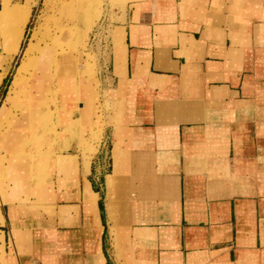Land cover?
<instances>
[{
  "label": "crops",
  "instance_id": "0c3cea01",
  "mask_svg": "<svg viewBox=\"0 0 264 264\" xmlns=\"http://www.w3.org/2000/svg\"><path fill=\"white\" fill-rule=\"evenodd\" d=\"M115 12L72 53L74 124L0 182V264H264V0Z\"/></svg>",
  "mask_w": 264,
  "mask_h": 264
},
{
  "label": "bare ground",
  "instance_id": "6f19581e",
  "mask_svg": "<svg viewBox=\"0 0 264 264\" xmlns=\"http://www.w3.org/2000/svg\"><path fill=\"white\" fill-rule=\"evenodd\" d=\"M28 2L30 0L24 5ZM66 4L75 8L79 4L81 11L88 13L90 19L94 15L93 9L87 11L85 0L63 1L60 6L57 5L58 9L61 10ZM23 10L12 5L10 0H4L0 9V25L4 26L1 52L12 55L22 52L20 64L0 105V173L5 171L9 174L11 183L18 182L12 176L14 168L18 166L16 157H29L31 144L50 134L57 139L64 116L71 119L70 124H74L73 113L82 98L78 82L68 79L71 58H76V55H72L73 49L82 40V26L77 27L75 23L77 12L70 19L58 18L53 27L46 29L40 36L34 33L22 49L26 33V14ZM119 35L122 37V33ZM84 74L88 75V97L94 98L96 92L91 84L96 79L92 64L84 65ZM0 182L8 187L7 180L0 179Z\"/></svg>",
  "mask_w": 264,
  "mask_h": 264
},
{
  "label": "rangeland",
  "instance_id": "374dc122",
  "mask_svg": "<svg viewBox=\"0 0 264 264\" xmlns=\"http://www.w3.org/2000/svg\"><path fill=\"white\" fill-rule=\"evenodd\" d=\"M26 1L27 0H23V2H15V0H10L12 5L23 8L24 9L23 11L26 14L24 17V24H25V28H26V31H25L26 33H25V38L23 41L22 49L25 48L29 39L32 37V35L34 33H36L37 35L40 36L46 29L52 28L53 24L57 21L58 18L61 17L62 20L70 19L71 15H75L74 13L77 12V14L75 15L76 16L75 23L77 24V27L82 26V28L80 30L82 32V40L73 49V51L76 53L77 52L81 53V49L88 48L89 45L94 41L93 36H94L95 32H97L98 27L103 22L107 21L108 18H110L108 20L114 21L116 19V12L115 11L121 10L122 3L127 1V0H85V1H87V11H89V9L94 10V15H93L92 19L89 18L90 16L88 15V13L86 14V13H84V11H81V8H79L80 7L79 4H78L79 7H76V8L72 7V6L70 7L69 4H66V6L63 5L61 10L58 9L60 4L63 1H67L69 3L70 0H30V2L27 3V5H24V3H26ZM3 2H4V0H0V9L3 6L2 5ZM58 4H59V6H57ZM34 6H36V7L34 8ZM80 11H81V13H80ZM60 14H61V16H59ZM112 35L114 38H116V31H113ZM3 43H4V26L0 25V89H1V86L3 84L5 77L7 75V66L6 65H8V62L13 59V61L11 62V65H10V73H12V74H10L8 76L7 80L5 81V83L2 87L1 91L3 92V96L2 97L0 96V105L2 104V102L4 100V97L7 93L8 87H9V85H10V83H11V81L15 75L14 73H16V70H17V68L20 64L21 58H22V52L21 51L15 53L13 55L1 52V49L3 47ZM94 58L97 60L96 55H94ZM87 63L92 64L94 67V63H92L90 61V59L87 61ZM94 72H95V70H94ZM95 79H96V76H95ZM97 85L98 84H95V88L97 87ZM80 100H79V102H80ZM95 100L96 101L98 100V93H96V99ZM95 117H96V121L94 122L93 127L101 126L102 105L100 103H98V106H96ZM51 122H52V120H51ZM72 132H75V129H73ZM101 134H102L101 129L93 130V132H92L93 142L99 141ZM44 144H46L47 147L49 145L58 146V141H57V139L51 137V134H50V136H48L47 138H44L43 140H41L39 142L32 143L30 146V155H29L30 160L32 162V167L35 166L36 160L38 159V157L42 156L41 153L38 154L37 152L41 151L42 147H44ZM90 150H94V147H91ZM46 155L49 156L50 153H46ZM65 158H66L65 161H68L67 164H69L70 160L68 159V157H65ZM67 164H65V165H67ZM3 172L4 173H0V179L3 178L5 180H8V182H9V174H7L5 171H3ZM33 178H34L36 185H39L40 181L42 180V176L40 174L39 175L37 174ZM1 198L2 197H1V193H0V207H1L2 203L5 202V201L3 202L1 200Z\"/></svg>",
  "mask_w": 264,
  "mask_h": 264
}]
</instances>
